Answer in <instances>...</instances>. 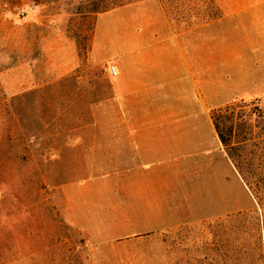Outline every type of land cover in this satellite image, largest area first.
Here are the masks:
<instances>
[{
	"label": "crops",
	"instance_id": "1",
	"mask_svg": "<svg viewBox=\"0 0 264 264\" xmlns=\"http://www.w3.org/2000/svg\"><path fill=\"white\" fill-rule=\"evenodd\" d=\"M91 55L117 71L118 192L124 200L109 223L125 233H149L157 242L148 251H182L179 241L197 225L204 262L205 251H222L223 220L232 224L233 215L258 205L218 137L212 112L264 97V0L118 6L98 14ZM72 188L65 213L90 251H146L107 247L101 211L82 201L85 186L77 188L79 198ZM170 237L171 249L164 246Z\"/></svg>",
	"mask_w": 264,
	"mask_h": 264
},
{
	"label": "rangeland",
	"instance_id": "2",
	"mask_svg": "<svg viewBox=\"0 0 264 264\" xmlns=\"http://www.w3.org/2000/svg\"><path fill=\"white\" fill-rule=\"evenodd\" d=\"M117 2L0 0V264H264L259 204L223 220L222 251H205L204 262L197 225L179 241L182 251H172V237L170 251H148L157 242L149 233L109 223L124 200L119 113L111 66L91 48L100 10ZM254 99L264 109V97ZM79 185L82 201L101 211L107 247L146 251H90L65 213L67 189L79 198Z\"/></svg>",
	"mask_w": 264,
	"mask_h": 264
},
{
	"label": "trees",
	"instance_id": "3",
	"mask_svg": "<svg viewBox=\"0 0 264 264\" xmlns=\"http://www.w3.org/2000/svg\"><path fill=\"white\" fill-rule=\"evenodd\" d=\"M134 1L137 0H118L100 12ZM259 104L256 99H241L213 110L212 119L228 156L257 203L264 208V109Z\"/></svg>",
	"mask_w": 264,
	"mask_h": 264
},
{
	"label": "built area",
	"instance_id": "4",
	"mask_svg": "<svg viewBox=\"0 0 264 264\" xmlns=\"http://www.w3.org/2000/svg\"><path fill=\"white\" fill-rule=\"evenodd\" d=\"M111 73L113 75H116V73H117L116 68L114 66H111Z\"/></svg>",
	"mask_w": 264,
	"mask_h": 264
}]
</instances>
